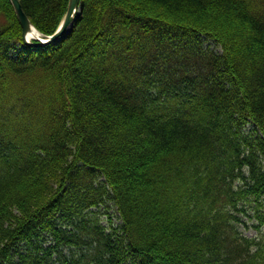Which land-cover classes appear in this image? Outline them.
<instances>
[{
	"label": "trees",
	"instance_id": "16d2710c",
	"mask_svg": "<svg viewBox=\"0 0 264 264\" xmlns=\"http://www.w3.org/2000/svg\"><path fill=\"white\" fill-rule=\"evenodd\" d=\"M33 43L0 0V264H264V9L81 0Z\"/></svg>",
	"mask_w": 264,
	"mask_h": 264
},
{
	"label": "water",
	"instance_id": "95a60500",
	"mask_svg": "<svg viewBox=\"0 0 264 264\" xmlns=\"http://www.w3.org/2000/svg\"><path fill=\"white\" fill-rule=\"evenodd\" d=\"M10 2L14 8L17 19L21 25L22 37L24 41L29 42L27 39V33L32 32V33H35L36 35L34 36V38L36 39V42L33 43L36 45L48 44L60 38L64 34V32L67 31L71 23L74 21V18L76 17V15L78 14L80 10V4H81V0H68L66 12L63 18L61 19L58 27L52 34L44 36L37 30V28L33 25V23L30 21L28 16L25 14V12L22 9L20 1L10 0ZM35 31H37L39 34L36 33Z\"/></svg>",
	"mask_w": 264,
	"mask_h": 264
},
{
	"label": "rangeland",
	"instance_id": "374dc122",
	"mask_svg": "<svg viewBox=\"0 0 264 264\" xmlns=\"http://www.w3.org/2000/svg\"><path fill=\"white\" fill-rule=\"evenodd\" d=\"M248 2H249V4L251 5V7H253L256 11H259V12H261V11H263V5H264V1L263 0H247ZM80 14V10H79V12H78V14L76 15V16H78ZM72 28H73V22L71 23V25L68 27V29H67V33L68 32H70L71 30H72ZM38 30V29H37ZM39 31V30H38ZM36 33H38L37 31H35ZM40 32V31H39ZM41 33V32H40ZM39 34V33H38ZM42 34V33H41ZM30 39L31 38H33L32 37V35H30V37H29ZM17 44H19L20 45V43H17ZM204 46H207V47H210V48H216V50H218L219 51V46L217 45V44H214V43H212V41H210V40H208V41H205L204 42ZM110 212H114V208H111L110 209ZM242 229H243V231H244V233L246 234V235H249V236H252V235H254L255 234V232H256V228H254V227H242Z\"/></svg>",
	"mask_w": 264,
	"mask_h": 264
},
{
	"label": "bare ground",
	"instance_id": "6f19581e",
	"mask_svg": "<svg viewBox=\"0 0 264 264\" xmlns=\"http://www.w3.org/2000/svg\"><path fill=\"white\" fill-rule=\"evenodd\" d=\"M30 35H32L33 38H34V36H36V35H35V33H32V32L27 33V39H28V41H29L28 43H33V42L30 41V38H29ZM34 39H35V38H34Z\"/></svg>",
	"mask_w": 264,
	"mask_h": 264
}]
</instances>
